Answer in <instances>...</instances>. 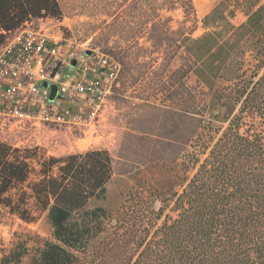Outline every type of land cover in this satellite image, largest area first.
Segmentation results:
<instances>
[{
  "label": "trees",
  "instance_id": "16d2710c",
  "mask_svg": "<svg viewBox=\"0 0 264 264\" xmlns=\"http://www.w3.org/2000/svg\"><path fill=\"white\" fill-rule=\"evenodd\" d=\"M239 9L246 19L234 26ZM60 16L56 0H0V48L26 24ZM202 28L185 40L186 64L168 94L180 108L170 161L195 171L180 191L130 189L114 210L87 209L114 174L107 151L55 157L0 143V216L49 227L30 264H264V0H220ZM186 73L196 79L187 89ZM219 80L228 83L220 91ZM160 93L164 103L163 85ZM215 123L225 128L214 141ZM27 253L20 242L0 264Z\"/></svg>",
  "mask_w": 264,
  "mask_h": 264
},
{
  "label": "rangeland",
  "instance_id": "374dc122",
  "mask_svg": "<svg viewBox=\"0 0 264 264\" xmlns=\"http://www.w3.org/2000/svg\"><path fill=\"white\" fill-rule=\"evenodd\" d=\"M61 16L58 19L36 20L29 25L52 38L68 41L71 50L99 49L115 56L121 63L119 89L105 113V125L92 127L84 138L54 126L18 128L0 117V143L18 148L39 147L49 156H64L92 148L107 151L114 161V174L104 193L93 198L87 209H116L122 195L130 189H153L159 195L180 191L181 179H190L193 168L185 169L180 160L171 163L170 142L175 138L174 104L178 78L174 72L186 64L185 40L198 38L203 33V18L220 0H56ZM189 1L193 13L185 10ZM205 4V5H203ZM203 5V6H202ZM200 7H203L202 9ZM244 12L234 13L231 23L238 26L245 21ZM181 44V48L176 47ZM195 77L186 73L182 78L185 88L195 85ZM167 91V100L160 87ZM224 80L216 90L226 88ZM163 111L167 113L162 114ZM182 134L187 123L181 122ZM215 141L225 125L215 123ZM162 140L152 153L153 142ZM158 204H155V208ZM49 238V227L41 222L26 226L13 218L0 216V260L2 252L23 243L28 253L19 264H30L31 258Z\"/></svg>",
  "mask_w": 264,
  "mask_h": 264
},
{
  "label": "built area",
  "instance_id": "2783aa9c",
  "mask_svg": "<svg viewBox=\"0 0 264 264\" xmlns=\"http://www.w3.org/2000/svg\"><path fill=\"white\" fill-rule=\"evenodd\" d=\"M29 25L11 33L0 48V117L18 128L54 126L83 138L92 134V127L105 125L120 86V64L99 49L71 50L67 40Z\"/></svg>",
  "mask_w": 264,
  "mask_h": 264
},
{
  "label": "water",
  "instance_id": "95a60500",
  "mask_svg": "<svg viewBox=\"0 0 264 264\" xmlns=\"http://www.w3.org/2000/svg\"><path fill=\"white\" fill-rule=\"evenodd\" d=\"M43 87H46V83H42L41 84ZM52 91H51V95H50V98H52L53 97V95H54V93H55V88L54 87H52V89H51Z\"/></svg>",
  "mask_w": 264,
  "mask_h": 264
},
{
  "label": "bare ground",
  "instance_id": "6f19581e",
  "mask_svg": "<svg viewBox=\"0 0 264 264\" xmlns=\"http://www.w3.org/2000/svg\"><path fill=\"white\" fill-rule=\"evenodd\" d=\"M203 5H205V4H203ZM203 5H202V6H203ZM200 8L202 9L203 7H200Z\"/></svg>",
  "mask_w": 264,
  "mask_h": 264
}]
</instances>
